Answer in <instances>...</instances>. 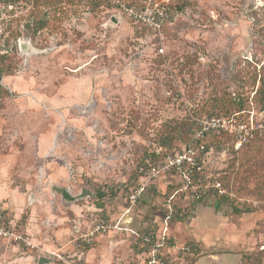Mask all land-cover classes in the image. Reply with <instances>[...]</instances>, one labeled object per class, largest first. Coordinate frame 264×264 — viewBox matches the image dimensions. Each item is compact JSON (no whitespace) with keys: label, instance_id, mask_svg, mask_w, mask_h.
Instances as JSON below:
<instances>
[{"label":"rangeland","instance_id":"1","mask_svg":"<svg viewBox=\"0 0 264 264\" xmlns=\"http://www.w3.org/2000/svg\"><path fill=\"white\" fill-rule=\"evenodd\" d=\"M177 1L157 38L82 0H0V205L22 237L0 239L4 264H142L145 231L166 264H264V136L184 150L192 120L258 79L264 0ZM247 95L240 118L258 119ZM178 154L201 169L199 201Z\"/></svg>","mask_w":264,"mask_h":264},{"label":"built area","instance_id":"2","mask_svg":"<svg viewBox=\"0 0 264 264\" xmlns=\"http://www.w3.org/2000/svg\"><path fill=\"white\" fill-rule=\"evenodd\" d=\"M110 10L116 11V14L133 24L142 26L154 37L160 38L163 34V30L170 23L172 17V11L174 6V0H101ZM245 119L240 118L238 113H234L230 116L213 115L209 117L197 118V130H195V139H201L205 134L215 133L219 137L227 139L230 138L233 141V149L239 150L243 146L249 145L252 141L262 138L264 136V112H260V117L255 119L253 114L249 113ZM185 151L192 152L193 149L190 145H186ZM188 161L191 166L197 165V162L192 160L191 157H187L185 154H178L173 158L171 165L180 167L184 161ZM153 169V168H152ZM188 173L185 174V184L189 185ZM195 192L192 193L194 198L202 196L205 191L203 187L199 185H190ZM143 188L142 186H136L130 188L127 193V200L129 204H134L140 196ZM221 194L222 192L219 191ZM129 210V209H128ZM167 216L166 219H169ZM100 227H97V229ZM13 227L10 226L7 221L5 208L0 205V239L11 238L22 239L18 233L12 231ZM165 235V230H164ZM154 240L153 234L149 232V236L144 237V241ZM164 241V238L163 240ZM162 243L158 240H154L147 249V256L142 264H166L163 260V256L160 254V247Z\"/></svg>","mask_w":264,"mask_h":264},{"label":"trees","instance_id":"3","mask_svg":"<svg viewBox=\"0 0 264 264\" xmlns=\"http://www.w3.org/2000/svg\"><path fill=\"white\" fill-rule=\"evenodd\" d=\"M88 4H90L91 6L94 7H100V8H105V7H109L106 6L104 4L103 1L101 0H82ZM178 11L180 10V6H179V2H175L174 6H173V11ZM46 13L47 12H43L41 13L40 17L35 21V25H37L36 30L37 31H41L45 28L46 26ZM131 23V22H130ZM139 32L144 30L145 28H143L142 26H139L137 24H133L131 23ZM3 57V56H2ZM252 62V60H251ZM249 63V62H248ZM250 66H253V68H257L258 70H262L260 74H257L259 77L258 79H256V76L252 79L250 78H246L245 80L242 77H239L238 81V90L235 91L233 93L232 97H229L227 100H225L226 102H222L220 103V110H216V111H222V115L224 116H230L234 113H238V115H243L246 111L248 112V110L245 109V105L248 103V93H252V98L256 100V102H258L259 104V110L260 111H264V62H262L261 64H256V62H253L254 65H251V63H249ZM252 68V67H251ZM4 74V69H3V65L0 61V78L3 76ZM244 77V76H243ZM242 78V79H240ZM245 78V77H244ZM256 82L258 83V85L256 86ZM220 114V113H219ZM212 115H218V114H211ZM247 117V116H246ZM191 125H192V132L190 135V138L186 141L185 145H190L191 148L193 149H197V155H199L200 153H204L207 151V140L212 139V136H215L214 133L211 134H205L203 138L201 139H194L193 138V132H195L194 130L197 129V124L194 120L191 121ZM231 147H232V143H231ZM156 157L154 153H151L150 156H144L143 157V163L144 161L146 163H154L156 160ZM143 164V166H145V164ZM150 165V164H149ZM181 171L185 174L188 173V178H189V185H199V187H203V185L205 183L202 182V178H201V169L198 167V165H194L191 166L188 164L187 161H184L181 165H180ZM199 168V169H198ZM106 192L104 191H98L97 192V197L101 198L105 195ZM217 197L221 200H227L226 197H228L226 194H218L217 192H215ZM201 199V196L197 197L196 201H199ZM220 202V200H219ZM98 207H101V205L98 204ZM233 212L234 213H242L245 211H241L236 207H233ZM149 232L150 231H145V233L143 234V236L141 237L140 243H141V248L138 249L140 250V252H144L148 249V247L151 245V243L154 240L151 241H144V237L149 236ZM190 247V246H187ZM186 248V247H185Z\"/></svg>","mask_w":264,"mask_h":264},{"label":"crops","instance_id":"4","mask_svg":"<svg viewBox=\"0 0 264 264\" xmlns=\"http://www.w3.org/2000/svg\"><path fill=\"white\" fill-rule=\"evenodd\" d=\"M7 243H8V242H7ZM4 244H5V245L2 246V251H1V253H0V254H1V257H0V264H4L3 261L6 262V261H7L6 258L9 257V256H8L9 253H8V249H7V244H6L5 242H4ZM12 247H13V246H12ZM13 248H14V247H13ZM16 249H18L17 246H16ZM4 258H5V259H4ZM23 258H24V259H23ZM20 259H21V260H22V259L25 260V257L22 256ZM20 259H17L16 261H19Z\"/></svg>","mask_w":264,"mask_h":264},{"label":"water","instance_id":"5","mask_svg":"<svg viewBox=\"0 0 264 264\" xmlns=\"http://www.w3.org/2000/svg\"><path fill=\"white\" fill-rule=\"evenodd\" d=\"M114 20V18H113ZM20 49L22 52H26L29 51V46L27 43H21L20 44ZM48 259L44 258V257H39L38 259V264H43L44 262H46Z\"/></svg>","mask_w":264,"mask_h":264}]
</instances>
